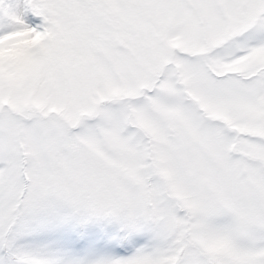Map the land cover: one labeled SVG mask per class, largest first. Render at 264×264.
Here are the masks:
<instances>
[{
  "label": "snow or ice",
  "instance_id": "1",
  "mask_svg": "<svg viewBox=\"0 0 264 264\" xmlns=\"http://www.w3.org/2000/svg\"><path fill=\"white\" fill-rule=\"evenodd\" d=\"M0 264H264V0H0Z\"/></svg>",
  "mask_w": 264,
  "mask_h": 264
}]
</instances>
